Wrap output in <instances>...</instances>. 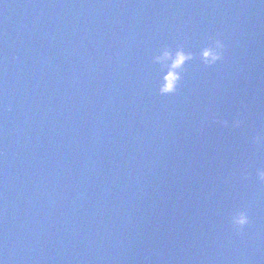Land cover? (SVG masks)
Segmentation results:
<instances>
[{"label": "water", "instance_id": "water-1", "mask_svg": "<svg viewBox=\"0 0 264 264\" xmlns=\"http://www.w3.org/2000/svg\"><path fill=\"white\" fill-rule=\"evenodd\" d=\"M262 177L264 0H0V264H264Z\"/></svg>", "mask_w": 264, "mask_h": 264}, {"label": "clouds", "instance_id": "clouds-1", "mask_svg": "<svg viewBox=\"0 0 264 264\" xmlns=\"http://www.w3.org/2000/svg\"><path fill=\"white\" fill-rule=\"evenodd\" d=\"M223 45L217 43V49H222ZM203 57L205 58V62L207 63L209 60L212 62H215L221 58L219 51L215 49H205L204 52L202 53ZM191 56H186L182 51L178 52L175 58V61L172 65L173 69H176L180 67L184 61L187 59H190ZM168 60L170 59V54L169 52L165 51L163 53V57H158L157 60ZM179 80V77L175 74L170 75L167 78L166 85L161 89L162 94H169L175 91L177 82ZM264 178V177H262ZM234 224L237 225L238 227H243L247 223V218L244 214H240L238 217L234 219Z\"/></svg>", "mask_w": 264, "mask_h": 264}]
</instances>
